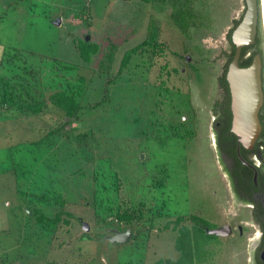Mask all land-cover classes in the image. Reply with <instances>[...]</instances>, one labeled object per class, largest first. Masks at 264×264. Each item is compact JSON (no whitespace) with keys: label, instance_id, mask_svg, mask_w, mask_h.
Listing matches in <instances>:
<instances>
[{"label":"rangeland","instance_id":"obj_1","mask_svg":"<svg viewBox=\"0 0 264 264\" xmlns=\"http://www.w3.org/2000/svg\"><path fill=\"white\" fill-rule=\"evenodd\" d=\"M176 1L186 10L181 25L172 16ZM244 4L0 0V76L11 82L17 100L43 102L38 113L9 107L1 101L0 85V214L11 228L9 235L0 232V244L21 240L22 247L13 250L20 258L66 255L80 257L78 264H150L171 255L176 215L185 213L190 228L193 213L233 228L250 218L248 207L239 220L229 214L238 212L228 186L231 160L219 147L216 124L230 52L226 34L233 20L240 21ZM259 13L260 41L250 50L262 55L264 89ZM153 31L156 40L118 74L123 53ZM80 39L99 45L90 62L79 55ZM64 89H82V108L71 118L49 102L50 94ZM251 159L264 170V143ZM26 207L50 217L60 210L78 215L62 216L72 224L66 233L71 241L50 248L67 225H46L50 229L43 231ZM123 210L134 215L130 223L117 219ZM83 228L92 239L80 238ZM117 228H133L135 237L110 241ZM215 229H206L215 238L195 264H249L256 228L246 224L238 242ZM160 233L158 251L147 249L149 236Z\"/></svg>","mask_w":264,"mask_h":264},{"label":"trees","instance_id":"obj_2","mask_svg":"<svg viewBox=\"0 0 264 264\" xmlns=\"http://www.w3.org/2000/svg\"><path fill=\"white\" fill-rule=\"evenodd\" d=\"M174 11L172 13L173 18L176 22L181 25L182 21H184V17H186V10L182 7L179 2L176 1L173 7ZM239 19L233 20V28H231L226 37L230 44V52L228 53V63L226 65L225 72L223 76L220 77V85L224 91L225 100L223 101L222 105V128L219 134V147L223 150L230 158L234 160L235 163H243L242 160L239 158L237 153V147H240V153L245 160H248L247 151L246 149L238 144L237 136L230 132L231 126V111L229 106V89L228 83L226 80V71L228 64L233 56L234 53V44L231 39V32L234 27L238 24ZM156 40V32H150L149 37L144 39L141 43L127 49L121 58L118 74L122 72V70L128 65L131 60L133 54L137 53L140 49L147 45H151L152 42ZM260 38L256 37V42L252 45L244 46L242 49V54L240 58V65L241 66H248L256 51H251L250 49L258 44ZM77 49L79 51V55L85 62H90L93 55H95L99 50V45L95 42L86 39H80L77 42ZM248 53V54H247ZM83 80V79H82ZM0 85L2 87V94H1V101L2 103L6 104L9 107H15L21 110H28L33 113H38L42 110L43 102H33V103H26L21 102L16 99L12 92V85L11 82L0 76ZM82 89H78L77 91L73 89H64L60 91L53 92L49 96V102L54 106L60 108L64 111L66 117H73L78 113V111L82 108L81 104L78 101V97L81 93ZM98 104V103H97ZM261 123L263 125L262 131L259 135V138L255 144L253 152L259 150V148L263 145L264 140V113L259 114ZM264 164V163H263ZM260 182L264 186V172L261 174ZM251 174L248 183L251 182ZM259 188L256 187L253 190H258ZM264 191V187H263ZM34 215L37 216V221L42 224L46 225H53L61 221V216L64 213L59 212L54 217H48L43 214L40 210H33ZM69 216H73L69 214ZM116 217L119 221H125L126 223H130L131 220L134 218V215L129 213L127 210H123L122 212L117 211ZM194 220V225L192 228L188 226H181L178 228V235L175 239V249L179 251L180 255L177 260H170V259H158L155 261L154 264H195L196 261H202L204 257L208 254L207 244L215 238V235L209 234L206 231V228H213V224L209 223L203 218L194 216L192 217ZM183 220V217L178 216L176 218L175 225H178ZM255 221L261 226L262 235H261V245H264V206H261V209L258 213L255 214ZM165 228H168L167 225ZM88 237L90 235L88 234ZM91 238V237H90ZM92 239V238H91Z\"/></svg>","mask_w":264,"mask_h":264},{"label":"water","instance_id":"obj_3","mask_svg":"<svg viewBox=\"0 0 264 264\" xmlns=\"http://www.w3.org/2000/svg\"><path fill=\"white\" fill-rule=\"evenodd\" d=\"M244 12L238 24L231 32V39L235 46L233 56L228 64L226 80L231 97L232 121L231 131L238 137V142L246 149H252L257 141L263 125L259 112L264 104L263 89V59L260 52H256L248 66L240 65V58L244 46L256 42L259 17L262 14L264 28V0H244ZM245 163L244 158L239 155ZM84 227L88 224L84 223ZM109 237L112 242L127 241L132 232L130 229L119 231L113 229ZM214 231L222 232L219 228Z\"/></svg>","mask_w":264,"mask_h":264},{"label":"flooded vegetation","instance_id":"obj_4","mask_svg":"<svg viewBox=\"0 0 264 264\" xmlns=\"http://www.w3.org/2000/svg\"><path fill=\"white\" fill-rule=\"evenodd\" d=\"M226 77V76H225ZM229 89V86H228ZM225 100V96L223 98V101ZM222 105L220 106V110L217 112L218 114V120L216 124L220 126V128H217V135H218V141H219V134L222 128ZM229 106L231 111V121H232V110H231V97H230V91H229ZM231 127V126H230ZM230 132L231 129L229 130ZM258 140V139H257ZM238 142V137H237ZM257 142V141H256ZM255 142V144H256ZM239 144V142H238ZM241 145V144H240ZM255 147V145H254ZM246 149L247 151V157L249 159L245 160L244 163H235L232 158H230L226 153V156L231 160L230 167H227V173H228V186H229V193L230 198L232 201V209L238 212L233 213L232 211L229 212V214H233L235 219L239 220V212L248 207L247 209L250 211V218L246 219L245 222L243 221H236V227L233 228L230 223H224L223 225H214L213 228H218L222 231L220 233L231 235L234 237V240L238 242L243 236V229H245V225L249 224L256 228V235H258V243L255 248H253L251 252V256L247 260L249 264H264V245H261V235L262 230L261 226L255 221V214L258 213L261 209V206H264V191H263V184L260 182L261 174H263V166H259L255 163H253L251 156L257 155L259 150H256L253 152V149ZM237 153L238 156L241 155L240 153V147H237ZM251 155V156H250ZM242 156V155H241ZM243 157V156H242ZM240 158V157H239ZM251 174V182L248 183L249 178ZM256 187H258V190H253ZM220 206L216 205V208ZM193 220V219H192ZM194 221V220H193ZM226 224V225H225ZM184 226V225H183ZM207 230L210 228H206ZM212 229V228H211ZM206 230V231H207ZM259 232V234H258ZM211 234V233H210ZM254 238V237H253ZM236 246V245H235ZM237 247V246H236Z\"/></svg>","mask_w":264,"mask_h":264},{"label":"crops","instance_id":"obj_5","mask_svg":"<svg viewBox=\"0 0 264 264\" xmlns=\"http://www.w3.org/2000/svg\"><path fill=\"white\" fill-rule=\"evenodd\" d=\"M26 209H30V215L31 214H33L34 215V213H33V210H35V209H31L30 207H26ZM37 210H40L43 214H45L46 216H48V217H50L49 215H47L46 214V212L43 210L42 211V209L41 208H37ZM64 212L63 214H62V216H64V215H68V213L69 214H72L74 217L75 216H78V215H76V214H74V213H72V212H68V211H66V210H60V211H58L57 213H59V212ZM193 212V211H192ZM56 213V214H57ZM55 214V215H56ZM185 214V213H184ZM184 214H179V215H176V216H181V217H184ZM193 214H196V215H192V217H194V216H197V217H200V218H203V217H201V216H199V215H197V213H193ZM54 215V216H55ZM34 216H36V214L34 215ZM53 216V217H54ZM61 216V221H60V223L59 224H63V225H67V227H66V229L63 231V235L61 236L60 234L59 235H54L53 237H52V242L50 243V248L51 247H55V248H58V249H61L62 247H65L66 246V242L67 241H71V238H70V236H66V233H67V231L69 232V229L68 228H70L71 226H72V224H70L69 223V221L66 219V218H64V217H62ZM69 216V215H68ZM158 217H160V215L158 216ZM191 217V218H192ZM36 218H37V216H36ZM79 218V217H78ZM161 218V217H160ZM153 219V218H152ZM169 219V218H168ZM168 219H167V221H168ZM204 219V218H203ZM154 221L156 220V217L153 219ZM164 221V220H163ZM166 221V220H165ZM184 218H183V220L178 224V227L177 228H179V227H181V226H187L186 224H184ZM207 221V220H206ZM209 223H211V224H213V225H223L226 221H224V220H220L219 221V224H218V222L217 221H215V222H211V221H208ZM5 223H6V220H5V218H3L2 217V214H0V232H3L4 234H6V235H9L10 234V232H11V228H9L8 226H6L5 225ZM151 223H152V220H151ZM167 223V222H166ZM40 224H42V223H40ZM59 224H55V225H59ZM87 224V223H86ZM54 225V224H53ZM226 225V224H225ZM43 226H45L46 227V230H49L50 229V227L47 229V226H46V224H43L41 227H39L40 229L42 228L43 229V231L45 230L44 228H43ZM83 227H84V223H83ZM217 227H219V226H217ZM39 229V230H40ZM41 229V230H42ZM54 229H55V227H54ZM119 231H123V230H121V229H119V228H117ZM127 229H129V228H127ZM126 229V230H127ZM84 230V231H83ZM83 234H81L80 235V238L81 237H88V233L86 232V230H85V228H83ZM126 230H124V231H126ZM130 230H131V232H132V235H131V238H133V237H135V234H136V232L133 230V228H130ZM165 230H168L169 231V229L167 228V229H165ZM162 231H164V230H162ZM171 232H173V230L171 231ZM174 233V232H173ZM177 235H178V229H175V234L173 235L174 236V238L172 239V241H171V245H170V243H169V246H172L171 247V249H172V251H171V255L169 256V255H167V256H163V257H160V255H159V258L158 259H170V260H177L178 259V257H179V255H180V253H179V251H177L176 249H175V239H176V237H177ZM150 238H149V241H148V247H147V249L149 248V247H154L155 249H156V251H158V240H160V238H163V235L160 233L159 234V236L158 237H151V236H149ZM79 238V237H78ZM22 247V243H21V240H19V239H17L16 240V242L15 243H13V244H10L9 246H7V245H5V244H0V264H78L80 261H78V260H80V257H78V256H52V257H37V256H27V257H25V258H20V255H21V252L20 251H16L15 252V255H14V252H13V250L14 249H18V248H21ZM163 249H164V246H163ZM153 253V252H152ZM158 254H159V252H158ZM157 260V259H156ZM155 262V261H154ZM150 264H154L153 262H150Z\"/></svg>","mask_w":264,"mask_h":264}]
</instances>
